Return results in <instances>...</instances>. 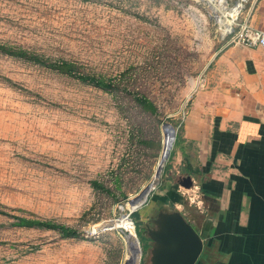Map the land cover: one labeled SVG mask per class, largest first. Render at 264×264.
Instances as JSON below:
<instances>
[{"label": "rangeland", "instance_id": "rangeland-1", "mask_svg": "<svg viewBox=\"0 0 264 264\" xmlns=\"http://www.w3.org/2000/svg\"><path fill=\"white\" fill-rule=\"evenodd\" d=\"M236 2L0 0V45L73 62L108 84L0 52V264H123L132 261L130 230L145 264V228L158 209L194 220L199 192L176 183L188 175L181 151L192 159L195 150L181 130ZM12 215L78 235L25 227Z\"/></svg>", "mask_w": 264, "mask_h": 264}, {"label": "crops", "instance_id": "crops-1", "mask_svg": "<svg viewBox=\"0 0 264 264\" xmlns=\"http://www.w3.org/2000/svg\"><path fill=\"white\" fill-rule=\"evenodd\" d=\"M247 10L246 23L263 31L264 0ZM188 104L181 137L194 157L180 155L198 214L178 212L201 237L194 264H264V46L218 51Z\"/></svg>", "mask_w": 264, "mask_h": 264}, {"label": "water", "instance_id": "water-1", "mask_svg": "<svg viewBox=\"0 0 264 264\" xmlns=\"http://www.w3.org/2000/svg\"><path fill=\"white\" fill-rule=\"evenodd\" d=\"M164 128L171 135L168 123H163L162 129ZM176 183L185 189L192 187V179L188 175L178 176ZM144 188L139 194L133 195L129 202L139 199ZM147 193L148 191L143 194V202L146 200ZM150 222L153 227L145 228V234L150 241L148 262L145 264L195 263L201 251V237L181 213L176 210H157ZM123 264L132 263L127 259Z\"/></svg>", "mask_w": 264, "mask_h": 264}, {"label": "trees", "instance_id": "trees-1", "mask_svg": "<svg viewBox=\"0 0 264 264\" xmlns=\"http://www.w3.org/2000/svg\"><path fill=\"white\" fill-rule=\"evenodd\" d=\"M0 52L4 54H8V55L10 54V55L22 57V58H25L26 60H29L33 63H37L43 66L52 67L54 69L62 71L63 73L67 75H72L80 81L84 80V81L91 82L92 84L102 89H106L108 87V84L104 83V81L98 76L78 73L76 70V66L73 62L63 61L62 59L49 60L47 58H42L41 56H38L36 54L26 52L23 49H13L10 47L6 48L3 45H0ZM135 101L143 107L148 106V105H145V101L143 100V98H136ZM92 183L98 185L95 180H93ZM0 214L5 215V212L0 209ZM12 217L16 218L15 220L16 224L25 225V227H37V228H44V229L56 228L61 233V236H64V237H69V236L75 237L78 235L74 229L68 226H65L61 223L54 222L51 219L41 220L37 218H28L25 216H17V215H12Z\"/></svg>", "mask_w": 264, "mask_h": 264}, {"label": "built area", "instance_id": "built-area-1", "mask_svg": "<svg viewBox=\"0 0 264 264\" xmlns=\"http://www.w3.org/2000/svg\"><path fill=\"white\" fill-rule=\"evenodd\" d=\"M235 1H237L240 4V6L238 7L236 13H234L233 15L227 14L231 20L229 21V24L227 25V28L223 34V35H227V40L225 41L221 49L227 47V45L230 44H240L245 47H256V46L263 47L264 30L261 31L251 28L246 23L249 10L246 11L244 16H240L241 10L244 8V4L247 0H235Z\"/></svg>", "mask_w": 264, "mask_h": 264}, {"label": "bare ground", "instance_id": "bare-ground-1", "mask_svg": "<svg viewBox=\"0 0 264 264\" xmlns=\"http://www.w3.org/2000/svg\"><path fill=\"white\" fill-rule=\"evenodd\" d=\"M236 4H239V3L236 2L232 7H229L228 10L231 9V8H233ZM239 5H240V4H239ZM239 5L236 6V7L234 8V10H232V13H233V14L236 13V11H237ZM228 14H231V13H228ZM233 14H231V15H233ZM225 21H228V22H229L230 19H229V18H226ZM228 24H229V23H228ZM228 24L225 25V23H223L224 31L226 30ZM165 157H166V154H165L164 152H162L159 167L162 165V162L164 161ZM153 187H154L153 184L148 185V186L145 188L144 192L142 193V196H141L139 199L135 200V202L133 201V202L131 203V206H130V207H131V208H132V207L135 208V207H137L140 203H142L143 200H144V197H143L144 195H143V194H145L146 191H149V190L152 189ZM132 229H133V227H132ZM132 231H133V230H132ZM132 231L130 230L131 233H129V240H128V244L130 245V248H131L130 250H131V254H132V261H131V263H132V264H138V262H139V257H140V250L138 249L137 241H136V237L134 236V234H133Z\"/></svg>", "mask_w": 264, "mask_h": 264}]
</instances>
